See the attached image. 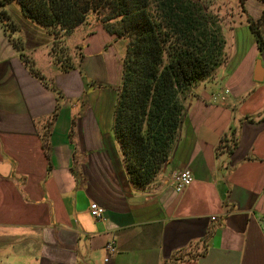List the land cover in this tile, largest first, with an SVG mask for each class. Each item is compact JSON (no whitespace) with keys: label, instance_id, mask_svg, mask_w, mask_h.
<instances>
[{"label":"crops","instance_id":"obj_1","mask_svg":"<svg viewBox=\"0 0 264 264\" xmlns=\"http://www.w3.org/2000/svg\"><path fill=\"white\" fill-rule=\"evenodd\" d=\"M230 7L241 12L221 23L225 62L191 87L178 141L146 188L130 182L113 130L116 36L90 20L74 33L85 37L79 62L61 72L43 61L53 38L41 27L28 20L34 45L20 52L0 25V264H264V50L249 24L264 2ZM184 169L193 182L176 193Z\"/></svg>","mask_w":264,"mask_h":264},{"label":"trees","instance_id":"obj_2","mask_svg":"<svg viewBox=\"0 0 264 264\" xmlns=\"http://www.w3.org/2000/svg\"><path fill=\"white\" fill-rule=\"evenodd\" d=\"M246 1L239 0L242 8ZM12 2L53 38L50 56L61 72L74 69L63 51L65 40L92 16L126 42L113 130L130 182L137 188L152 184L178 141L191 87L225 62L222 20L202 0H0V8ZM263 20L264 12L258 21L249 20L260 52ZM7 24L4 31L21 52L22 43L11 39L18 29ZM21 57L41 78L32 61Z\"/></svg>","mask_w":264,"mask_h":264},{"label":"rangeland","instance_id":"obj_3","mask_svg":"<svg viewBox=\"0 0 264 264\" xmlns=\"http://www.w3.org/2000/svg\"><path fill=\"white\" fill-rule=\"evenodd\" d=\"M202 2L206 3L209 6V10L212 11L213 13L217 14L218 17L221 20H224L225 22L229 21L230 16H234V13L236 11H237V13L241 12L238 9V7L233 8V9H232L233 6L230 7V5H232V3H239V0H202ZM0 12L3 13V15H4V16H2L3 18L1 17V19H0V25L3 26V28H4L5 26L9 25L7 23H10L13 27H16L18 30L24 31V37H23L24 39L23 40L16 39V40L21 41L22 44L24 43V48H26L27 46H33L34 44H31V43H27V45H26L25 39L31 40V35L33 34L31 32H33L32 29L35 30V27H33V25L28 20H26V18L22 15L18 4L15 2L6 4L5 6L0 8ZM91 19H92V22L93 21L98 22L97 16L96 17L92 16ZM10 28L11 27H9V26L7 27L8 30ZM37 29L40 31V28H37ZM32 36H34V35H32ZM83 40H85V37L79 36V34H77V33L69 36L67 38V42L65 40V42L63 44L64 45L63 51L68 50L67 54L70 55L69 61L73 62V60L76 57L78 59L77 62H79L80 56H78L77 54L80 51H78L77 49H78V47L82 48L81 44H82ZM52 44H53V42H52ZM52 44L49 47L50 49H51ZM68 46L71 49H69ZM106 48L109 50L112 49L113 53H116L115 51H118L119 55L121 56L126 51V42L124 40H118L114 44L111 43L110 45H107ZM109 50H108V53L110 54L111 51H109ZM70 52L74 53L75 56H74V54H70ZM42 57L44 59L43 61H46V63H47V61L49 62V59H52V57L50 56V51H49V53H47V51H46L44 53V56H42ZM115 58H117V57H115ZM52 62H53V60H52ZM116 64H117L116 70H118V71H116V73H117V75H120V71H121L120 61L117 62ZM118 64H119V67H118ZM78 65H79V63H78ZM120 80H121V77H120Z\"/></svg>","mask_w":264,"mask_h":264},{"label":"built area","instance_id":"obj_4","mask_svg":"<svg viewBox=\"0 0 264 264\" xmlns=\"http://www.w3.org/2000/svg\"><path fill=\"white\" fill-rule=\"evenodd\" d=\"M229 91L225 90L222 94L215 95L213 98L214 100H225V96L228 95ZM193 182V176L191 171L188 169L180 170L178 172H175L172 175V180L171 184L174 188V191L176 193H181L183 190H185L188 186L191 185ZM89 212L90 215L97 220H103L105 216V209L103 207H100L96 203H92L89 207ZM107 250L110 253H115L116 252V247L114 246L113 243H110L107 245ZM108 261V259H106Z\"/></svg>","mask_w":264,"mask_h":264}]
</instances>
